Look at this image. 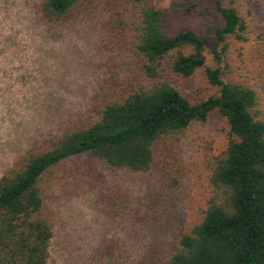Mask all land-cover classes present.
Here are the masks:
<instances>
[{
	"label": "trees",
	"instance_id": "trees-1",
	"mask_svg": "<svg viewBox=\"0 0 264 264\" xmlns=\"http://www.w3.org/2000/svg\"><path fill=\"white\" fill-rule=\"evenodd\" d=\"M232 1L217 0L214 23L198 34L173 31L157 0H40L38 16L49 26L91 8L111 14L126 70L86 116L28 148L0 176V264L49 263L47 200L62 164L90 157L110 171L146 173L160 146L212 114L226 123L225 145L208 157L206 204L177 235L165 264H264V118L256 91L229 76L230 40L246 41L247 29ZM178 6L190 14L198 5ZM199 70L219 93L192 102L175 81Z\"/></svg>",
	"mask_w": 264,
	"mask_h": 264
},
{
	"label": "rangeland",
	"instance_id": "rangeland-1",
	"mask_svg": "<svg viewBox=\"0 0 264 264\" xmlns=\"http://www.w3.org/2000/svg\"><path fill=\"white\" fill-rule=\"evenodd\" d=\"M157 1L173 31L204 34L217 13V0ZM39 2L0 0V176L28 148L86 116L126 70L111 14L91 8L49 26ZM192 2L198 6L190 14L178 6ZM232 5L247 29L246 41L230 40L229 76L256 91L264 118V0ZM207 61L216 66L210 50ZM175 86L192 102L219 93L203 70ZM225 128L217 114L194 124L160 146L146 173L110 171L90 157L62 164L47 200L54 230L48 264H165L177 235L206 204L208 157L223 149Z\"/></svg>",
	"mask_w": 264,
	"mask_h": 264
}]
</instances>
